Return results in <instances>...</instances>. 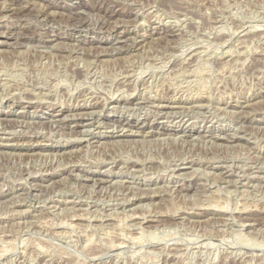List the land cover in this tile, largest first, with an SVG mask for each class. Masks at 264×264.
Wrapping results in <instances>:
<instances>
[{"label": "rangeland", "instance_id": "1", "mask_svg": "<svg viewBox=\"0 0 264 264\" xmlns=\"http://www.w3.org/2000/svg\"><path fill=\"white\" fill-rule=\"evenodd\" d=\"M0 236V264H264V0H0Z\"/></svg>", "mask_w": 264, "mask_h": 264}, {"label": "bare ground", "instance_id": "2", "mask_svg": "<svg viewBox=\"0 0 264 264\" xmlns=\"http://www.w3.org/2000/svg\"><path fill=\"white\" fill-rule=\"evenodd\" d=\"M22 1V0H21ZM38 5V4H37ZM3 6V5H2ZM8 6V5H7ZM26 6V5H25ZM60 6V5H59ZM76 6V5H75ZM44 7V6H43ZM45 8V7H44ZM78 8V7H77ZM24 9V8H23ZM39 9V8H38ZM21 10V9H20ZM76 10V9H75ZM106 10V9H105ZM38 13V12H37ZM23 15V14H22ZM110 15V14H109ZM6 16V15H5ZM34 17H36V16H34ZM72 17V16H71ZM82 17H84V16H82ZM5 18V17H4ZM73 18V17H72ZM77 18V17H76ZM13 19V18H12ZM38 19V18H37ZM72 20V19H71ZM79 22V21H78ZM103 22V21H102ZM78 24V23H77ZM106 24V23H105ZM72 26V25H71ZM100 26H101V24H100ZM76 27V26H75ZM78 29V28H77ZM108 30H109V28H108ZM87 31V30H86ZM171 31V30H170ZM101 32V31H100ZM18 34V33H17ZM19 36V35H18ZM165 36V35H164ZM30 37V36H29ZM20 38V37H19ZM125 40V39H124ZM19 42V41H18ZM129 42V41H128ZM131 44V43H130ZM133 44V43H132ZM21 45V44H20ZM27 45V44H26ZM25 46V45H24ZM57 46V45H56ZM55 46V47H56ZM22 47H23V45H22ZM113 47V46H112ZM112 47H111V49H112ZM110 48V47H109ZM107 53V52H106ZM172 100V99H171ZM150 102V101H149ZM152 103V102H151ZM250 103V102H249ZM154 105V104H153ZM159 105V104H158ZM165 107V106H164ZM177 107V106H176ZM186 107V106H185ZM136 108H137V106H136ZM135 108V109H136ZM157 108V107H156ZM177 111V110H176ZM15 112V111H14ZM162 112V111H161ZM186 112H187V110H186ZM250 112V111H249ZM88 113V112H87ZM158 113V112H157ZM165 113V112H164ZM171 113H173V112H171ZM170 113V114H171ZM7 114V113H6ZM162 114V113H161ZM169 114V115H170ZM182 114V113H181ZM245 114V113H244ZM23 115V114H22ZM156 115H158V114H156ZM179 115V114H178ZM65 116V115H64ZM78 116V115H77ZM80 116V115H79ZM172 116V115H171ZM73 117V116H72ZM232 117V116H231ZM63 118V117H62ZM234 118V117H233ZM155 119V118H154ZM166 119V118H165ZM168 119V118H167ZM240 119V118H239ZM232 120H234V119H232ZM259 120V119H258ZM23 121V120H22ZM33 121V120H32ZM154 121V120H153ZM24 122V121H23ZM113 122V121H112ZM125 122V121H124ZM20 123H21V121H20ZM32 123V122H31ZM37 123V122H36ZM106 123V122H105ZM174 123V122H173ZM57 124V123H56ZM108 124V123H107ZM95 125V124H94ZM19 126V125H18ZM23 126V125H22ZM3 127V126H2ZM132 127V126H131ZM113 128V127H112ZM129 128V127H128ZM216 129V128H215ZM130 130V129H129ZM232 130V129H231ZM82 131V130H81ZM89 131V130H88ZM135 131V130H134ZM112 132H113V130H112ZM138 132V131H137ZM141 132V131H140ZM234 132V131H233ZM82 133V132H81ZM121 133V132H120ZM142 133V132H141ZM146 133V132H145ZM199 133V132H198ZM128 134V133H127ZM132 134V133H131ZM135 134V133H134ZM138 134V133H137ZM173 134V133H172ZM35 135V134H34ZM78 135V134H77ZM76 135V136H77ZM83 135V134H82ZM85 135V134H84ZM117 135V134H116ZM133 135V134H132ZM141 135V134H140ZM145 135V134H144ZM161 136V135H160ZM165 136V135H164ZM220 136V135H219ZM223 136V135H222ZM243 136V135H242ZM2 137V136H1ZM107 137V136H106ZM148 138V137H147ZM201 138V137H200ZM242 138V137H241ZM138 139V138H137ZM195 139V138H194ZM197 139V138H196ZM40 140V139H39ZM118 140V139H117ZM217 140V139H216ZM127 141V140H126ZM131 141V140H130ZM139 141V140H138ZM230 141V140H229ZM11 142V141H10ZM110 142V141H109ZM36 143V142H35ZM113 143V142H112ZM3 144V143H2ZM15 144V143H14ZM98 144V143H97ZM133 144V143H132ZM233 145H235V144H233ZM239 145V144H238ZM50 154V153H49ZM48 154V155H49ZM43 155H44V153H43ZM127 161V160H126ZM129 161V160H128ZM121 163V162H120ZM127 163V162H126ZM125 163V164H126ZM131 163V162H130ZM139 163V162H138ZM108 164V163H107ZM124 165V164H123ZM227 165V164H226ZM224 166V165H223ZM124 167V166H123ZM222 167V166H221ZM132 170V169H131ZM135 170H137V169H135ZM138 171V170H137ZM124 172V171H123ZM127 173V172H126ZM128 174V173H127ZM130 174V173H129ZM81 177H82V175H81ZM224 178V177H223ZM88 180H90V179H88ZM98 181V180H97ZM131 181V180H130ZM134 182V181H133ZM13 189V188H12ZM159 193V192H158ZM23 194V193H22ZM149 194V193H148ZM154 195V194H153ZM25 197V196H24ZM23 197V198H24ZM147 197V196H146ZM22 198V199H23ZM27 198V197H26ZM148 198V197H147ZM156 198V197H155ZM34 199H35V197H34ZM71 201V200H70ZM23 202V201H22ZM39 202H41V201H39ZM133 202V201H132ZM13 203V202H12ZM75 203V202H74ZM76 204V203H75ZM16 205V204H15ZM65 205V204H64ZM89 205V204H88ZM29 207V206H28ZM59 208V207H58ZM66 210V209H65ZM13 212H15L16 213V211H14L13 210ZM198 213V212H197ZM114 215V214H113ZM135 215V214H134ZM175 215V214H174ZM107 217V216H106ZM114 217V216H113ZM180 217V216H179ZM9 218V217H8ZM78 218V217H77ZM127 218V217H126ZM73 219V218H72ZM75 219V218H74ZM108 219V218H107ZM128 219V218H127ZM8 220V219H7ZM90 220V219H89ZM101 220V219H100ZM103 220V219H102ZM77 221V220H76ZM143 221V220H142ZM140 222V221H139ZM62 223H63V221H62ZM59 225H61V224H59ZM64 225H65V223H64ZM63 225V226H64ZM40 226V225H39ZM159 226V225H158ZM4 232V231H3ZM9 233V232H8ZM56 233V232H55ZM58 233V232H57ZM60 233V232H59ZM54 234V233H53ZM8 235V234H7ZM61 235V234H60ZM4 236V235H3ZM1 237V236H0ZM129 237V236H128ZM5 238V237H4ZM122 238V237H121ZM136 238V237H135ZM124 239V238H123ZM1 240V239H0ZM134 240V239H133ZM132 240V241H133ZM6 241V240H5ZM8 241V240H7ZM120 242V241H119ZM9 243H10V241H9ZM12 243H14L13 241H12ZM11 243V244H12ZM118 243V242H117ZM121 243V242H120ZM124 243V242H123ZM125 243H126V241H125ZM3 244V243H2ZM112 244V243H111ZM119 244V243H118ZM12 245H14V244H12ZM112 246V245H111ZM115 246V245H114ZM114 246H112V247H114ZM118 246V245H117ZM121 246H122V244H121ZM109 247V246H108ZM117 248V247H116ZM119 248V247H118ZM94 249V248H93ZM108 249V248H107ZM112 249V248H111ZM91 251V250H90ZM93 251V250H92ZM105 251V250H104ZM104 253V252H103ZM171 253V252H170ZM89 254H90V252H89ZM99 254H101V253H99ZM92 255V254H91ZM95 257V256H94ZM94 259V258H93ZM104 263V262H103Z\"/></svg>", "mask_w": 264, "mask_h": 264}]
</instances>
